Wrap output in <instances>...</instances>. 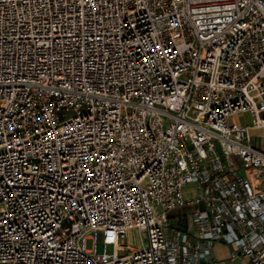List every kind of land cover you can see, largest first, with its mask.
<instances>
[{"label": "built area", "instance_id": "2783aa9c", "mask_svg": "<svg viewBox=\"0 0 264 264\" xmlns=\"http://www.w3.org/2000/svg\"><path fill=\"white\" fill-rule=\"evenodd\" d=\"M255 131L264 0H0V264H264Z\"/></svg>", "mask_w": 264, "mask_h": 264}, {"label": "rangeland", "instance_id": "374dc122", "mask_svg": "<svg viewBox=\"0 0 264 264\" xmlns=\"http://www.w3.org/2000/svg\"><path fill=\"white\" fill-rule=\"evenodd\" d=\"M249 120H250V118H249L248 114H239V115H236V116L230 118L231 123H239V124H243ZM254 140L264 151V131H262V132L255 131L254 132ZM195 189H197L196 185H188L187 186V190L193 191ZM131 243L134 245L141 244L139 231H137V230L133 231V233L131 234ZM88 246H91V241L88 242ZM110 250H111V248H110ZM216 251L220 257H224L227 254V249L224 247L217 246Z\"/></svg>", "mask_w": 264, "mask_h": 264}]
</instances>
